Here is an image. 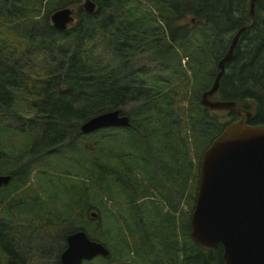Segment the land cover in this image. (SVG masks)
<instances>
[{
	"label": "trees",
	"instance_id": "obj_1",
	"mask_svg": "<svg viewBox=\"0 0 264 264\" xmlns=\"http://www.w3.org/2000/svg\"><path fill=\"white\" fill-rule=\"evenodd\" d=\"M9 1L13 0H0V17ZM16 1L26 6V0ZM91 1L96 5L93 14L79 7L82 0H52L47 6L52 10L47 8L33 22L0 23V175L11 177L0 189L5 196L0 200V225L13 229L7 234L0 230V264L19 263L17 250L28 243L21 240L25 231L45 229L46 223L57 220L72 223L76 218L79 225L66 232V238L83 230L82 221L91 209L110 222L116 210L102 206L103 194L112 201L116 197L125 200L128 207L121 209L128 210L124 222L140 223L139 207L145 221L156 216L153 227L158 226L151 237L143 229L138 233L129 225L117 228L113 224L119 241L126 237L125 228L131 244L137 242L140 248L133 250L142 257L140 264L148 260V264H222L220 245L214 251L199 249L191 240L187 217L174 219L182 213L180 202L192 208L194 194L189 189L196 193L203 150L238 117L201 104L202 93L210 87L207 83L200 85V95L189 97L190 87L183 83L186 71L181 59L172 56L171 44L199 31L201 24L202 32H230L231 38L251 25L226 63L214 98L235 102L242 115L249 112L247 124H264V0H256L253 21L247 0ZM142 1L168 17L164 19L167 30L149 16ZM73 6H78L76 23L65 32L56 31L50 14ZM165 41L170 43L166 48ZM23 46L55 50L53 67L46 68L42 77L37 76L36 68L24 70L37 81H29L16 68L21 65ZM109 111L128 116L130 126L81 132L82 124ZM92 135L105 136L114 149H109L112 153L103 161L94 160L91 165L80 147ZM53 150L60 160L54 161L55 166L39 161L52 158ZM71 160L75 163L69 164ZM32 178L41 188L26 195L22 187ZM15 188L18 193L13 192ZM148 195L159 198L160 204L154 200L142 203ZM59 206H64L61 214ZM153 235L162 247L150 242ZM116 246L119 249V243ZM56 257L61 264L60 256Z\"/></svg>",
	"mask_w": 264,
	"mask_h": 264
},
{
	"label": "water",
	"instance_id": "obj_2",
	"mask_svg": "<svg viewBox=\"0 0 264 264\" xmlns=\"http://www.w3.org/2000/svg\"><path fill=\"white\" fill-rule=\"evenodd\" d=\"M256 0H249V16L253 20ZM78 6L63 8L50 15L58 32L73 24ZM79 7L93 14L96 5L83 0ZM249 25L240 28L218 61V71L210 88L202 94L201 104L212 111H229L239 117L228 124L203 151L198 162L197 193L189 219L192 241L204 251L221 246L222 264H264V124L249 125L251 114L242 116L235 102L216 100L226 63ZM129 118L118 111L101 113L82 124L80 130L90 134L102 129L128 127ZM9 176L0 175V189L7 186ZM94 213L91 217H95ZM107 248L91 241L85 232L66 237L60 254L61 264H83L96 257L105 258Z\"/></svg>",
	"mask_w": 264,
	"mask_h": 264
},
{
	"label": "rangeland",
	"instance_id": "obj_3",
	"mask_svg": "<svg viewBox=\"0 0 264 264\" xmlns=\"http://www.w3.org/2000/svg\"><path fill=\"white\" fill-rule=\"evenodd\" d=\"M51 1L52 0H26L25 7H22V5L16 0L9 1L5 13L0 17V23L9 22L13 25L16 23L21 24L33 22V20H37L42 17L46 13L47 8L52 10V8L47 7L48 3H50ZM151 1L154 2L153 0ZM247 1L249 2V0ZM142 3L147 7V11L150 13L149 16L153 17L156 23L160 24L161 26H163V28L167 30V24L164 22V19H167L168 17L158 12L153 6L148 4V2L142 1ZM227 3L228 1L222 3L221 8L223 9L224 7H226ZM8 19L10 20L8 21ZM75 19H77L76 15ZM191 23H195V20L191 19ZM202 28L203 24H201L199 31L194 32V34L187 37L186 39L178 40L175 43L171 44L172 56L181 59V64L186 71V77L183 83H187L190 87L189 97L201 94L202 89H200V85H203L204 83H207L208 86L212 85V77L216 75L218 70L216 62L218 61L217 58L223 52V49L228 46L229 42H231L230 38L233 35L230 34V32L224 35H219L220 33L218 35L213 34L208 30L202 32ZM30 41L31 40L29 39V47L32 46ZM169 44V41H165V43H163V47L166 48L167 46H169ZM101 49H104V47H102ZM22 51L23 54L19 57L21 59V65L16 66V68L19 69V72H21L20 74H23L29 81H37V79L31 78L30 75L24 71L28 69L27 67L30 66L32 68H36L39 71L37 76L40 77L43 76L44 70L46 68H49L51 66L53 67V62H55L54 49L49 48L47 46H38L26 49L23 46ZM147 52L150 51L147 50ZM183 103L184 105L186 104V106L189 105L186 101H184ZM100 138L102 140H99ZM105 138L106 137L103 135H92L85 139L86 141L81 143L80 149L83 151V157L84 159H88L91 165L94 160L103 161L109 154L112 153L109 151V149H114V146L112 143L107 142ZM67 152L68 149L64 151V155L62 156V158H64ZM77 155L80 156L79 153ZM55 160L60 161L58 157H55V150H53L52 158L43 159L39 161L43 164L55 166ZM71 163L74 164L75 161L71 160L69 164ZM74 170V172L78 174H80L81 172L79 168H74ZM47 176L50 177V175L48 174ZM136 187H138V192H140L141 186L137 184ZM40 188V183H37L35 178H32L30 182H26V184L22 187V189L27 192L26 195H32ZM13 192L18 193V188L13 189ZM189 193L194 194L193 199L189 196L193 200L194 205V188H190ZM130 196L131 194L128 193L125 198L128 200ZM4 197V194H0V200H3ZM143 200L144 201L142 203L149 200H154L155 204H160L158 201L159 198H155L154 195H148ZM139 201L142 200L140 199ZM101 202L104 208H106L107 206L108 208H112L114 211H117H115V217H112L109 222L105 217L100 218L98 210L91 209L89 211L88 217L82 221V231L85 232L86 235H92L94 237V240L101 242V244L104 245L109 251V256L112 255L113 257L109 261L102 258H96L90 262H87L86 264H140L142 257H140L138 253L134 252L133 250L134 247L136 249L140 248L137 247V242H135L134 245L131 244V236L127 234V230L125 228L124 230L126 231V237H122L121 241H119L118 229L114 230L113 224H115L117 228L124 224L129 225V227L133 231L138 233L141 229H143V232L148 233L149 237H151V232L158 226L155 224V226L153 227L156 216L151 215L150 218L145 221L141 216L143 210L139 207L136 209V213L140 223L129 224L127 222H124L125 220L122 218L126 217V214L128 212V210H121L128 207L124 204L125 200H119V198L116 197L115 200L112 201L111 198H108V196H104L103 194ZM63 207H58V211H60V214L62 212ZM53 208V203H51V209ZM180 208L182 210V213L176 214L174 221L177 222L180 221L182 218L187 217V223L189 227V217L192 208L190 209V207L187 206L183 201L179 204V209ZM163 212H165L164 209ZM90 213H95L96 216L92 218L90 216ZM56 214H59V212ZM61 217L62 215L60 216V219ZM54 223L55 224L46 223L47 225L44 227L45 229H40L36 232L29 230L23 233L21 240L25 239L28 241V243L25 245L22 244L21 250H17V254L19 255L18 258H20V261L19 263L15 264H58L56 260V255H60L61 251L65 248V238H63V236L66 232L78 226L79 222L76 218H74L72 223L58 222V220ZM176 225H178V223H176ZM2 226L0 225V230L3 234H7V232H11L13 230L12 227L8 225ZM20 229L22 228H19V230ZM119 233L121 234V232ZM150 242L154 243V246L158 248L162 247L160 244L161 241L158 242L157 237L155 235H153V239H150ZM117 243H119V249L118 246H116ZM148 262L145 261L146 264H148ZM11 264H13L12 261Z\"/></svg>",
	"mask_w": 264,
	"mask_h": 264
}]
</instances>
